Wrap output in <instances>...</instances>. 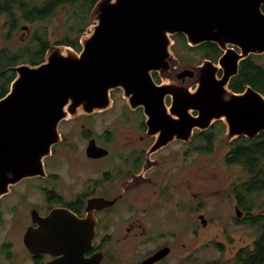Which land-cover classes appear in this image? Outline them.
<instances>
[{"label": "water", "instance_id": "obj_1", "mask_svg": "<svg viewBox=\"0 0 264 264\" xmlns=\"http://www.w3.org/2000/svg\"><path fill=\"white\" fill-rule=\"evenodd\" d=\"M263 4L264 0H98L93 10L96 23L90 34L84 31L80 36L79 51L55 45L41 63L13 67L15 77L0 97V197L20 180L42 175L44 157L60 141V121L107 108L112 89L121 87L131 105H160L164 90L155 85L151 72L165 64L175 34H183L191 44L215 42L225 52L219 59L222 78L216 79L217 66L207 63L197 68L195 93L171 82V141L190 139L194 127H205L221 114L229 138L264 131L260 95L247 89L231 97L225 108L218 102L238 60L264 52ZM193 109L197 116L191 115ZM160 111L150 107L148 122L160 119ZM94 151L91 142L89 152ZM109 203L102 197L90 198L84 217L62 207H53L46 216L34 217L33 211L38 226L27 229L24 242L32 252L56 255L44 264H100L102 252L89 257L84 252L96 233L93 208ZM241 215L235 207V216ZM199 217L205 225L203 215ZM169 251L162 247L139 264H153Z\"/></svg>", "mask_w": 264, "mask_h": 264}, {"label": "flooded vegetation", "instance_id": "obj_2", "mask_svg": "<svg viewBox=\"0 0 264 264\" xmlns=\"http://www.w3.org/2000/svg\"><path fill=\"white\" fill-rule=\"evenodd\" d=\"M50 1L40 0L33 3L31 0H0V15L6 18L2 23L8 29L7 39L16 37L19 28L23 30L18 34L21 38L19 45L13 48L10 47L11 44L0 46V73L15 72L13 67L19 64L41 63L47 50L55 45L64 44L74 50H80V43L79 46L63 43V38L51 42L48 38L45 22L53 21L54 15L64 5L62 0H55L48 11L38 13V10L44 9L46 4L51 3ZM97 1L87 0L89 17L95 18L94 24L97 12L93 13V10ZM263 6L264 4L261 9L264 12ZM83 17L85 14H82L79 20H75V23L86 21ZM171 38L173 43L170 49L174 51L168 52L164 58L165 64L160 70L151 72L155 85L164 90L160 105L152 103H149V107L144 103L131 105L121 87L112 89L111 102L107 108L91 113H79L60 121L58 126L60 141L53 144L50 154L44 157L42 175L20 180L10 186L7 194L0 197V205L4 197L12 195L16 198L14 201L16 204L28 207L23 225L20 226L21 230L16 231L20 238L17 241L11 239V233L1 232L5 219L3 212L0 211V264H44L56 258V255L50 252H32L24 242L27 229L38 226L33 219V211L34 217L46 216L53 207H62L77 217H84L87 213V201L92 197H102L110 201L104 207L93 208L96 233L91 246L84 252L85 257L102 252L103 259L100 264L107 258L111 261L117 260L118 252L124 249L127 242L141 243L144 238L150 236L149 233L157 232L159 236L168 234L171 237V201H174L176 208L184 212H195L199 220V216L203 215L207 223L208 218L204 213L209 195L220 194L222 198H216L221 202L224 194L218 187L212 191L207 189V178L212 172H209L206 165L192 162V152L198 156L207 155L217 152L218 148L226 147L225 155L222 156L224 164L230 168L238 166L246 174L243 179L237 178L230 184V203L234 210L238 207L242 212L240 217L233 219L235 222L250 220L251 214L248 212L250 215H247L246 212L250 208L248 202L250 194L239 190L237 186L252 181L254 175L247 172L244 164L235 155L241 142L264 138V131H260L254 137L239 135L229 138L226 136L228 124L224 114H221L219 117H212L205 127H194L190 139L171 141V77L176 79L172 83L193 94L198 86L197 68L207 63L214 64L217 66L215 78H222L224 69L219 64V59L225 52L215 42L189 44L184 36L186 48H183L181 40H177L174 35ZM206 43L215 44L218 49L206 47L196 49ZM231 46L228 45L229 48ZM233 49L241 55L239 48L233 46ZM192 57L195 60H192ZM247 58L264 72V52H251L241 57L238 60L237 71L223 86V91H226L220 94L218 102L225 105L224 108L231 97L243 94L247 89L264 98V77L256 83L233 84V80L240 75L243 61ZM188 64L195 65L194 70L185 68L175 73L171 71L174 66ZM186 70L191 73L183 74ZM150 107H154L155 111L161 108L160 119L148 122ZM190 113L197 116L198 111L193 109ZM98 125L102 126L100 130ZM91 142L96 149L92 153L89 152ZM177 156L181 159L177 165L171 166V160ZM214 172L213 179H220L219 171ZM24 181L23 187L26 188V192H20L19 185ZM262 184L264 185V180ZM33 188L38 191L40 201H29L28 191ZM209 192L212 193L208 194ZM12 210H16V205ZM162 247H169V254L153 264L165 261L171 255V241L159 242L137 264Z\"/></svg>", "mask_w": 264, "mask_h": 264}, {"label": "rangeland", "instance_id": "obj_3", "mask_svg": "<svg viewBox=\"0 0 264 264\" xmlns=\"http://www.w3.org/2000/svg\"><path fill=\"white\" fill-rule=\"evenodd\" d=\"M31 1L33 3H38L40 0ZM84 6L86 8L88 7L87 0H78L75 4L64 3L60 10L57 11V14L54 15L53 21L48 20L45 22V28L51 42L62 38L63 43H66L64 40H67V43L74 42L75 40L79 42L80 36L84 31L88 34L92 32L95 18L92 16L93 18L90 19L89 9L83 12L82 9H84ZM82 14H85L86 21L75 23V20H79L78 18H80ZM5 20L6 18L0 15V46L3 47L7 44H11L10 47L13 48L15 45H19V40L21 38H19L18 34H21L23 30L19 28L16 37L7 39L6 34H8V29H6L2 23L5 22ZM90 30L91 32L89 33ZM170 48L171 45L169 51L172 50ZM173 53L172 55L174 56L175 53ZM192 60H195V58L192 57ZM185 68L194 70L195 65H178L174 66L171 71L175 73ZM175 80L176 79L171 77V82ZM5 84L6 81H0L1 86L4 87ZM10 84L11 83L8 81L5 85L8 90ZM80 122H78V124H80ZM101 128L102 126L98 125V129L100 130ZM174 146H176V144ZM171 148H173V146H171ZM216 151L217 152L212 154L199 156L194 152L191 154L192 162L202 163L209 168V172H212L207 178V189L212 191L214 188L218 187L224 194V199L221 202L217 199L222 198L220 194L209 195L206 203V212H203L206 218H208L206 225L201 224L195 212H184L176 208L174 201H171V237L168 234L159 236L157 232H155L156 235L154 233H149L150 236L144 238L141 243H136L135 241L127 242L124 249H120L118 252L117 260L111 261L107 258L103 264H137V262L153 250L154 246L163 241H171V255L165 261L158 264H228L232 262L234 254L239 248L244 246L252 248L253 241L258 231L257 225H252L249 219L243 222H235L233 219V217H236L235 210L229 200L231 182L235 181L237 178L243 179L246 174L244 170L238 166L230 168L224 164L222 156L225 155L226 147L218 148ZM180 159V156L173 158V160H171V166L174 164L177 165ZM214 170L219 171L221 175L220 179H213L215 176ZM233 175L234 177L232 178ZM24 184L25 181L20 183V192H26V188L23 187ZM211 193L212 192H209L208 194ZM11 196H6L1 201L0 211L3 212V218L5 219L1 232L7 231L9 234L11 233V239L17 241L20 238H18L16 231L21 230L20 226L23 225V218L27 215L28 207L26 205L16 204L14 202L16 199L15 196ZM27 197L30 202L40 201V196L35 188L28 191ZM248 202L250 208L246 210L247 215H260L264 220V190L250 194ZM14 205H16V210H12ZM175 215H177V217H175ZM251 215L250 217H252ZM214 242L220 243L223 248H218Z\"/></svg>", "mask_w": 264, "mask_h": 264}, {"label": "trees", "instance_id": "obj_4", "mask_svg": "<svg viewBox=\"0 0 264 264\" xmlns=\"http://www.w3.org/2000/svg\"><path fill=\"white\" fill-rule=\"evenodd\" d=\"M62 1L64 3L75 4V2L78 0ZM50 2L51 3L45 5L44 9L38 10V13L41 14L48 11L55 3V0H51ZM86 9L88 8L84 6V9H82L83 12H85ZM83 18L85 19V17ZM174 37L179 41L181 40L183 48H186L183 34H175ZM64 41L67 43V40ZM70 43L79 46V42L77 40ZM204 47H206L207 49H218V46L212 43L202 44L196 49H203ZM253 63L254 62H252L249 58L243 61V67L240 75L233 80L234 85H239L243 82L256 83L262 80V78L264 77V72L259 66L254 65ZM14 77L15 72L13 71L0 73V81L4 80L6 81V84L8 83V81L9 83H11ZM5 85L4 87L0 85V97L5 95L8 90L7 86L5 87ZM235 156L240 162L244 164L247 172H250L254 175L252 181H248L244 185H238L237 187L240 188L239 190H242L249 194L258 193L264 190V185L262 184V180H264V177L262 176V169L264 165V138H256L250 141L241 142L238 145ZM233 158L234 157L232 156L231 159ZM250 223L252 225H257L258 230L257 235L253 241L252 248H249L248 246L239 248L235 252L232 262L228 264H264V220L260 217V215H252V217H250ZM214 244L220 249L223 248L220 243L214 242Z\"/></svg>", "mask_w": 264, "mask_h": 264}]
</instances>
